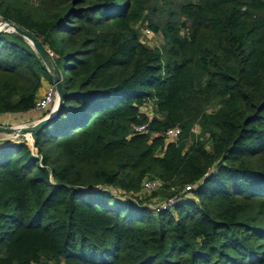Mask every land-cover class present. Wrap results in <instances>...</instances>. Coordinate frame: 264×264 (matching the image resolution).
Listing matches in <instances>:
<instances>
[{"label": "trees", "instance_id": "obj_1", "mask_svg": "<svg viewBox=\"0 0 264 264\" xmlns=\"http://www.w3.org/2000/svg\"><path fill=\"white\" fill-rule=\"evenodd\" d=\"M0 14L54 52L65 92L31 140L0 146V264H264V0H0ZM46 80L28 39L1 33L0 116L31 114ZM153 179L174 206L140 205Z\"/></svg>", "mask_w": 264, "mask_h": 264}, {"label": "water", "instance_id": "obj_2", "mask_svg": "<svg viewBox=\"0 0 264 264\" xmlns=\"http://www.w3.org/2000/svg\"><path fill=\"white\" fill-rule=\"evenodd\" d=\"M12 25L14 26L16 32L26 37L29 40V42L34 46V48L37 50V52L41 55L45 64L47 65V68L53 78V82L57 88L58 99L56 101V105L54 109L47 116L40 119L37 123L29 124V125H18L14 127L0 125V132L17 133L19 135L32 136L35 132L39 131L49 122H51L53 119L59 116V114L61 113L65 105V101H64L65 92H64V88H63L60 76L54 67L53 61L51 57L49 56L48 51L40 44L39 40L32 33L19 27L15 23H12ZM1 33L2 31H0V34Z\"/></svg>", "mask_w": 264, "mask_h": 264}, {"label": "rangeland", "instance_id": "obj_3", "mask_svg": "<svg viewBox=\"0 0 264 264\" xmlns=\"http://www.w3.org/2000/svg\"><path fill=\"white\" fill-rule=\"evenodd\" d=\"M141 39L145 43L150 45V46H159V45H161L163 43V37H162L161 34L153 33V32H147L146 28L142 30ZM52 85H55L54 82H49L48 80H46L45 81V85H44V87L41 90L40 97H42L45 94V92L47 91V89L50 86H52ZM57 99H58V95H57ZM55 105H56V103L54 102L51 105L50 109L47 112L43 113V114L31 113V114L26 115L27 118L25 119V121H22V122H15V121L14 122H9L7 125H4V126H8V127L12 126V127H14V126L23 125V124L29 125V124L37 123L40 119H42L45 116H47L54 109ZM144 110L149 115H152L151 110H149L147 108H144ZM195 132L197 134H200L201 131H200L199 127L195 128ZM22 138H28V139L31 140L32 136H24V135H19L17 133L0 132V139H1L0 141L1 142H6V141H9L10 139H12L14 141H18V140H20ZM170 140H173V139L171 138ZM152 192L153 191L148 190V189L145 188L143 193H140V195H141L140 198H144V199L148 198V199H150L149 201H145L146 203H142L140 205L141 206H148L153 211H157L162 206V204L165 201L162 199L161 196H156V197L151 196ZM132 200L135 201V202H138V200H136V198H132Z\"/></svg>", "mask_w": 264, "mask_h": 264}, {"label": "built area", "instance_id": "obj_4", "mask_svg": "<svg viewBox=\"0 0 264 264\" xmlns=\"http://www.w3.org/2000/svg\"><path fill=\"white\" fill-rule=\"evenodd\" d=\"M12 23L13 22L5 19L0 14V31H2V33L16 32ZM147 32H151V31L147 29ZM48 54L50 57L55 56V54L52 50H48ZM56 101H57V89H56L55 85H52L47 89L45 94L37 100L35 107L33 109H31L30 113L43 114V113L47 112L50 109L51 105L54 102L56 103ZM23 125H26V124H23ZM134 131H136V132H148V125L145 124V125L136 126L134 128ZM180 134H181V129L178 127L171 128L167 131V136L169 138H172V139H177L180 136ZM144 187L148 190H157L160 188V182L157 179L146 180L144 182ZM192 187H193V185H187L185 187V191L186 192L191 191ZM179 199H180L179 196L176 195V196L170 198L169 200H165V202L162 204V206L160 208L172 207L179 201Z\"/></svg>", "mask_w": 264, "mask_h": 264}, {"label": "crops", "instance_id": "obj_5", "mask_svg": "<svg viewBox=\"0 0 264 264\" xmlns=\"http://www.w3.org/2000/svg\"><path fill=\"white\" fill-rule=\"evenodd\" d=\"M26 115L27 114H18V115L12 114V115H8V116L7 115L0 116V125H7L9 122H14V121L15 122L25 121V119L27 118ZM12 142H15V141L12 139H10L9 141H6V142L0 141V146L7 145V144H10Z\"/></svg>", "mask_w": 264, "mask_h": 264}]
</instances>
